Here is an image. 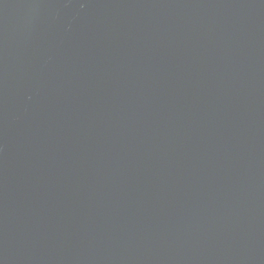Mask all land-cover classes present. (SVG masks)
<instances>
[{"label":"water","instance_id":"95a60500","mask_svg":"<svg viewBox=\"0 0 264 264\" xmlns=\"http://www.w3.org/2000/svg\"><path fill=\"white\" fill-rule=\"evenodd\" d=\"M0 264H264V0H0Z\"/></svg>","mask_w":264,"mask_h":264}]
</instances>
